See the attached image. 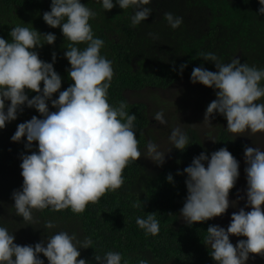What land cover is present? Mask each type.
Wrapping results in <instances>:
<instances>
[{
    "label": "clouds",
    "instance_id": "9594fccd",
    "mask_svg": "<svg viewBox=\"0 0 264 264\" xmlns=\"http://www.w3.org/2000/svg\"><path fill=\"white\" fill-rule=\"evenodd\" d=\"M105 11L118 5L132 9L131 26L146 21L152 9L147 7L152 0H97ZM257 14H264V0ZM96 12L81 0H51L50 11L43 13V20L53 28L60 27L63 36L70 42L64 56L70 64L68 75L74 83L59 91L61 76L52 62L39 58L34 50L42 47L40 32L28 27L15 26L9 33L11 41L0 37V129L6 122L17 118L23 105L35 108L44 118L33 116L20 123L11 137L14 142L26 137V148L38 142V151L23 155L20 167L23 184L12 193L16 215L24 221H33V210L50 209L60 212L70 209L82 214L88 204L97 203L107 192L116 191L123 183V170L137 161L142 153L136 138V115L126 111L121 102L112 106L108 102V90L114 75L112 62L100 54L104 40L94 37L90 19ZM164 18L172 29L181 25L182 17L165 13ZM45 43L53 44L56 36L44 34ZM85 44L80 49L77 45ZM205 61H212L216 71L195 67L190 80L215 90L216 99L208 106L204 121L219 113L227 120L226 130L236 136L264 133V68L241 63L238 57L230 63L221 60L212 52L201 53ZM186 65H181V74ZM41 82L43 87L41 88ZM26 89L37 95L29 99ZM59 91L58 98L52 99ZM6 101H10L6 108ZM48 101L57 111L50 112ZM160 124H167L162 111L154 114ZM172 147L183 151L189 138L180 127L172 129L169 136ZM171 148L168 150L170 151ZM144 156L158 165L165 160V152L155 143H148ZM246 204L250 211L241 208L232 213L227 229L210 225L203 237L216 264H247L250 254L264 255V150L245 147ZM207 162V166L205 163ZM187 174V196L180 215L187 224L205 222L220 216L229 208V192L240 173L239 162L226 148L211 153L204 152L194 157L190 166L183 169ZM179 174V173H178ZM173 182V176H167ZM139 207V205H134ZM137 226L145 236H156L160 231L155 215L137 217ZM56 227L48 221L46 228ZM230 235L246 237L234 245ZM8 228L0 226V264H87L78 259L79 248L93 247L94 241L78 240L75 234L59 231L46 241L33 245H19ZM98 264H127L120 252L108 251L103 256L96 254ZM138 264H148L139 259Z\"/></svg>",
    "mask_w": 264,
    "mask_h": 264
},
{
    "label": "trees",
    "instance_id": "16d2710c",
    "mask_svg": "<svg viewBox=\"0 0 264 264\" xmlns=\"http://www.w3.org/2000/svg\"><path fill=\"white\" fill-rule=\"evenodd\" d=\"M96 12L90 19L94 37L104 40L100 54L112 62L114 75L108 90V102L127 105L126 111L135 114L134 122L138 148L142 155L123 170V185L116 191L107 192L95 204H88L82 214L70 209L54 212L50 209L33 210V221H24L16 215L12 193L23 184L21 167L23 155L38 151V142L26 148V137L14 142L11 137L20 123L33 116L44 117L26 104L17 111V118L6 122L0 129V226L8 228L19 245H35L46 241L56 232L67 231L78 240L90 238L93 247L79 248L78 259L87 264H98L95 255L103 256L108 251L120 252L127 264H138L139 259L148 264H216L203 243L210 225H219L211 218L205 222L186 223L180 215L186 196L187 174L183 169L190 166L194 157L204 152L211 153L226 147L236 159L244 156L247 147L233 136L223 124L217 128L211 144L205 141L198 129H188L189 145L183 150L172 147L170 156L162 165L153 163L144 156L150 141L152 111L144 101L132 100L129 92L146 88L166 89L182 79H190L195 67L216 71L212 61H205L200 54L212 52L224 63L238 57L241 63L264 68V14L258 15V0H152L147 7L152 9L146 21L131 26L132 9L123 10L118 5L105 11L97 0H81ZM115 2V0H114ZM51 0H0V37L11 41L9 35L15 26L28 27L40 32L42 47L34 50L45 62L56 60L54 70L61 76L59 91L66 90L74 81L68 75L70 64L64 56L69 41L60 27H50L43 20V13L50 11ZM182 17V23L172 29L164 18L165 13ZM53 33V44L45 43L44 34ZM80 49L85 44L77 45ZM181 65H186L181 74ZM264 85V81L261 82ZM202 91L215 95L213 88L201 83ZM43 82H41V88ZM29 99L37 95L26 89ZM59 91L52 99L58 98ZM264 102V98L261 101ZM6 108L10 101H6ZM49 111H57L48 101ZM219 122L226 118L217 113ZM207 166V162H204ZM179 173V174H178ZM173 176V182L167 176ZM236 191L235 186L229 194ZM139 205L135 207L134 205ZM155 215L160 231L156 236H145L136 224L137 217ZM56 227L48 229L46 223ZM235 245L237 240L230 237ZM48 264L47 258L39 254ZM259 264H264V255L255 254ZM249 262V260H248ZM123 264V262H122ZM250 264H257L253 261Z\"/></svg>",
    "mask_w": 264,
    "mask_h": 264
},
{
    "label": "rangeland",
    "instance_id": "374dc122",
    "mask_svg": "<svg viewBox=\"0 0 264 264\" xmlns=\"http://www.w3.org/2000/svg\"><path fill=\"white\" fill-rule=\"evenodd\" d=\"M202 90L199 83L193 84L190 79H182L166 89L146 88L138 92H129L132 100L144 101L150 105L152 111L150 133L153 137L150 142L157 144L159 150L165 152V159L170 156L172 150L169 136L173 128L180 127L185 133L191 128L198 129L209 144H211L210 141L216 138L219 124L222 123L227 128V120L219 122L217 113L210 118L209 122L204 121L207 106L216 99V96ZM158 111L164 113L167 124H160L154 119L153 116ZM231 135L233 136L234 134ZM236 139L244 141L247 147H258L264 150V133H256L254 135L245 133L236 136ZM170 148L171 150L168 151ZM145 151L146 149L144 153ZM237 161L239 162L240 175L234 185L236 191L233 194H229L230 205L226 212L214 217L219 226L225 229L231 222L232 213L238 212L241 208H245V211L251 210L245 207L247 189L245 168L247 165L244 156L237 159ZM262 208H264V205H262ZM230 237L237 241L246 239V237H237L235 235H230ZM251 261L259 264L255 254H250L247 264H250Z\"/></svg>",
    "mask_w": 264,
    "mask_h": 264
}]
</instances>
